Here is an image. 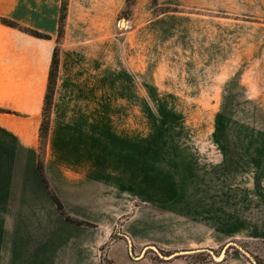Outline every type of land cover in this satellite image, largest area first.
I'll return each instance as SVG.
<instances>
[{
	"label": "crops",
	"instance_id": "1",
	"mask_svg": "<svg viewBox=\"0 0 264 264\" xmlns=\"http://www.w3.org/2000/svg\"><path fill=\"white\" fill-rule=\"evenodd\" d=\"M61 8L0 0V18L50 37L0 22V264H157L131 253L153 242L135 201L156 193L141 186L140 104L264 110V0H135L128 19V0H69L60 39Z\"/></svg>",
	"mask_w": 264,
	"mask_h": 264
},
{
	"label": "rangeland",
	"instance_id": "2",
	"mask_svg": "<svg viewBox=\"0 0 264 264\" xmlns=\"http://www.w3.org/2000/svg\"><path fill=\"white\" fill-rule=\"evenodd\" d=\"M157 91L164 99L165 90ZM140 111L141 186L156 193L142 191L135 201L153 242L133 256L157 264H264V110L251 102H142ZM130 217L119 220L110 243Z\"/></svg>",
	"mask_w": 264,
	"mask_h": 264
},
{
	"label": "trees",
	"instance_id": "3",
	"mask_svg": "<svg viewBox=\"0 0 264 264\" xmlns=\"http://www.w3.org/2000/svg\"><path fill=\"white\" fill-rule=\"evenodd\" d=\"M135 0H128V5H133ZM68 2L69 0H62V8H61V16H60V28H59V38L61 39L64 35L65 31V24H66V18H67V11H68ZM158 0H154V5H156ZM0 22L6 26L12 27V28H17L20 29L21 31L36 37L40 39H49L50 37L44 34H41L35 30L23 28L16 24L15 22L6 19V18H0ZM59 47L57 46L55 51H54V56H53V62H52V67H51V72H50V79H49V86H48V92L46 96V101H45V108H44V114H43V122L41 126V143H42V150L44 149L46 143H47V138L50 130V123H51V112H52V107L54 103V95H55V89L57 85V79H58V74H59ZM41 168V165H40ZM56 202L58 204L59 210L61 213L66 217L68 222L73 223V224H78V225H85L84 222L77 221L69 216H67L64 212V208L61 205V203L56 199Z\"/></svg>",
	"mask_w": 264,
	"mask_h": 264
},
{
	"label": "water",
	"instance_id": "4",
	"mask_svg": "<svg viewBox=\"0 0 264 264\" xmlns=\"http://www.w3.org/2000/svg\"><path fill=\"white\" fill-rule=\"evenodd\" d=\"M231 245H232V243H230L228 246H231ZM149 248H152V247H149ZM181 254H182V253H178V254L172 255V256L168 257L167 259L174 258V257L179 256V255H181Z\"/></svg>",
	"mask_w": 264,
	"mask_h": 264
},
{
	"label": "built area",
	"instance_id": "5",
	"mask_svg": "<svg viewBox=\"0 0 264 264\" xmlns=\"http://www.w3.org/2000/svg\"><path fill=\"white\" fill-rule=\"evenodd\" d=\"M119 26H121V22L119 23Z\"/></svg>",
	"mask_w": 264,
	"mask_h": 264
}]
</instances>
